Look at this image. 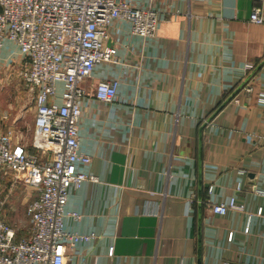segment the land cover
I'll return each mask as SVG.
<instances>
[{
	"label": "crops",
	"instance_id": "crops-1",
	"mask_svg": "<svg viewBox=\"0 0 264 264\" xmlns=\"http://www.w3.org/2000/svg\"><path fill=\"white\" fill-rule=\"evenodd\" d=\"M154 7L155 37L116 19L106 41L117 48L116 62L98 63L82 82L78 142L91 161L76 167L96 180L69 190L63 225L93 237L67 246L65 264H264V104L256 98L264 92V29L249 21L254 7L264 12V0ZM24 63L4 39L0 96L24 86ZM112 79L114 98L96 99L95 84ZM61 92L58 83L57 104ZM11 106L0 97V112L10 117ZM10 180L0 184L1 216L27 236L35 191ZM230 198L241 208L211 211Z\"/></svg>",
	"mask_w": 264,
	"mask_h": 264
},
{
	"label": "built area",
	"instance_id": "built-area-1",
	"mask_svg": "<svg viewBox=\"0 0 264 264\" xmlns=\"http://www.w3.org/2000/svg\"><path fill=\"white\" fill-rule=\"evenodd\" d=\"M154 1L137 7L126 0H0V48L4 39L18 47L25 59L19 77L33 92L34 104L29 141L15 121L5 127L9 115L0 112V184L10 178L35 191L26 207L31 228L23 237H17L2 218L0 191V264H65L67 246L93 237L66 232L63 225L69 190L96 180L76 167L91 161L78 142L82 82L98 63L116 62L117 48L106 43L108 27L116 19L128 21L135 35L155 37L159 16ZM249 21L264 29L260 7L252 9ZM58 83L62 84L60 104L53 101ZM117 86V79L98 81L93 94L108 102ZM256 98L264 104V92ZM239 208L234 198L210 205L219 214Z\"/></svg>",
	"mask_w": 264,
	"mask_h": 264
},
{
	"label": "rangeland",
	"instance_id": "rangeland-1",
	"mask_svg": "<svg viewBox=\"0 0 264 264\" xmlns=\"http://www.w3.org/2000/svg\"><path fill=\"white\" fill-rule=\"evenodd\" d=\"M0 97L4 104L8 102L13 104L10 109L11 115L9 119L11 121L15 120L17 128L21 131L24 140L29 141L33 131V92L28 90L25 86H21L20 89L7 86L2 91V96Z\"/></svg>",
	"mask_w": 264,
	"mask_h": 264
}]
</instances>
